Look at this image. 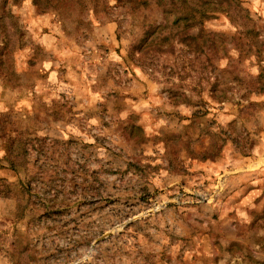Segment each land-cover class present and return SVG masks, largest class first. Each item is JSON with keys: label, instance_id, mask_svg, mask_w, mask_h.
<instances>
[{"label": "rangeland", "instance_id": "1", "mask_svg": "<svg viewBox=\"0 0 264 264\" xmlns=\"http://www.w3.org/2000/svg\"><path fill=\"white\" fill-rule=\"evenodd\" d=\"M240 2L182 44L156 0H0V264H264V0Z\"/></svg>", "mask_w": 264, "mask_h": 264}, {"label": "trees", "instance_id": "2", "mask_svg": "<svg viewBox=\"0 0 264 264\" xmlns=\"http://www.w3.org/2000/svg\"><path fill=\"white\" fill-rule=\"evenodd\" d=\"M156 2L163 7L166 17H174L173 24L182 23V25L178 24L177 26V33L181 29L179 34L182 37L180 41L182 44L198 39V36L203 33L202 25L208 20H214L223 15L236 19L238 15H243V9L241 10L240 8V0H156ZM244 17L250 21L248 15ZM196 26L200 27L199 33L193 35L190 31ZM159 27H154L153 31L158 30ZM254 27L255 25L248 26L246 31L250 33L254 31ZM171 29L170 32L172 34L174 29ZM155 40L150 43L152 46ZM261 42L264 43V41ZM169 46H172V44H169ZM155 47H157V50H162L160 45H155Z\"/></svg>", "mask_w": 264, "mask_h": 264}]
</instances>
